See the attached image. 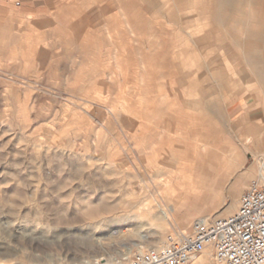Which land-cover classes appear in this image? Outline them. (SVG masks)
I'll list each match as a JSON object with an SVG mask.
<instances>
[{
  "label": "rangeland",
  "instance_id": "374dc122",
  "mask_svg": "<svg viewBox=\"0 0 264 264\" xmlns=\"http://www.w3.org/2000/svg\"><path fill=\"white\" fill-rule=\"evenodd\" d=\"M109 1L0 0V264H119L187 233L203 209L234 213L231 195L256 177L264 91L247 62L217 49L221 33L192 7L157 0L151 27L130 29L118 9L99 12ZM189 34L205 38L195 58ZM175 65L207 66V81L178 85ZM199 132L213 160L234 150L235 162L207 181L204 206H176L165 173L181 151L168 146L201 143ZM186 264H215L212 249Z\"/></svg>",
  "mask_w": 264,
  "mask_h": 264
},
{
  "label": "crops",
  "instance_id": "0c3cea01",
  "mask_svg": "<svg viewBox=\"0 0 264 264\" xmlns=\"http://www.w3.org/2000/svg\"><path fill=\"white\" fill-rule=\"evenodd\" d=\"M173 2L177 5L192 7L193 10L198 11L197 15L205 13V18L213 22L216 29L221 33L217 37L218 42L215 47L226 52H238L239 57L249 65L251 76L262 86L264 91V56L261 55L264 52V0H173ZM163 5L165 6L157 0H140L139 2L111 0L100 5L98 10L100 13L107 14L116 8L124 16L125 21L131 27L130 29L133 27L142 29L151 27L146 13L160 14L163 11ZM58 10L67 12L68 6L59 5ZM170 16L172 22L177 21L175 14L172 13ZM109 18L114 19L112 16ZM190 21V16H186L182 24L186 25ZM157 33L161 36H169V33L165 30H160ZM172 35L170 34V36ZM183 39L184 42L181 46L184 47V53L190 58H195V53L189 48L192 45L201 44L205 41V38L203 36L194 37L189 34L187 37L183 36ZM225 40H229V43ZM166 46L167 43L164 44V47ZM160 57L162 63L166 62L167 52L161 50ZM142 67L144 68V66ZM201 68L202 66L196 72H183V70L181 71V65H175L176 74L178 75L176 78L177 84L184 85L188 83L193 85L196 77L200 82L207 81V66L204 72H200ZM141 81L144 83L143 79ZM177 98H179L177 104L182 109L186 108L194 111L202 106V110L207 112L206 101H186L180 96H177ZM199 136L201 137L199 139L201 143L187 142L176 147L174 145L168 146L169 149L181 151L179 156L181 159L177 162V172L165 173V186L173 192V198L171 199L176 206H204L207 199V181L218 177L220 173H227L235 162L234 150H230L228 153L220 150V154L213 160V152L207 145V135L199 132ZM147 148L153 149L151 145ZM211 165H217L214 175L209 169ZM237 196V194L231 195L230 202L225 208L227 213L235 210L238 204ZM217 212L218 210L213 209L200 211L204 218L215 215Z\"/></svg>",
  "mask_w": 264,
  "mask_h": 264
},
{
  "label": "built area",
  "instance_id": "2783aa9c",
  "mask_svg": "<svg viewBox=\"0 0 264 264\" xmlns=\"http://www.w3.org/2000/svg\"><path fill=\"white\" fill-rule=\"evenodd\" d=\"M207 248L212 249L215 264H264V157L234 213L198 218L176 241L121 260L128 264H186Z\"/></svg>",
  "mask_w": 264,
  "mask_h": 264
},
{
  "label": "bare ground",
  "instance_id": "6f19581e",
  "mask_svg": "<svg viewBox=\"0 0 264 264\" xmlns=\"http://www.w3.org/2000/svg\"><path fill=\"white\" fill-rule=\"evenodd\" d=\"M240 198H241V196L240 197H238V205H239V202H240ZM237 210V209H236ZM162 212V215H163V218H167L168 216H167V213H166V211H161ZM211 217V216H210ZM184 232L182 231V232H180L178 235H177V237L175 238V240L174 241H176L179 237H180V235H182ZM173 241V242H174ZM101 260H104V258H101ZM117 263H119V264H125V261H122L121 259L120 260H118L117 261Z\"/></svg>",
  "mask_w": 264,
  "mask_h": 264
}]
</instances>
